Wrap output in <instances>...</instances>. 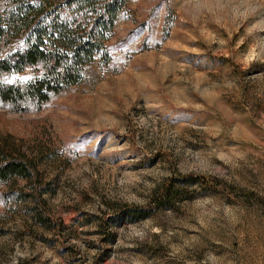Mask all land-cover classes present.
<instances>
[{"label":"rangeland","instance_id":"rangeland-1","mask_svg":"<svg viewBox=\"0 0 264 264\" xmlns=\"http://www.w3.org/2000/svg\"><path fill=\"white\" fill-rule=\"evenodd\" d=\"M41 4L46 23L42 0L0 15ZM27 32L0 37V60ZM107 34L76 84L0 103V146L47 187L35 204L0 184V264H264V0H125ZM165 186L167 204L127 212Z\"/></svg>","mask_w":264,"mask_h":264},{"label":"trees","instance_id":"trees-1","mask_svg":"<svg viewBox=\"0 0 264 264\" xmlns=\"http://www.w3.org/2000/svg\"><path fill=\"white\" fill-rule=\"evenodd\" d=\"M42 1L49 3L52 10V13L44 15L49 18L46 23L43 17L36 21L43 10L42 4L27 6L26 10L20 7L7 19L0 15V37L7 34L8 39L16 34L23 35L28 30L25 48L0 60V75L4 72L9 75L10 72L21 71L27 66L42 73L40 78L30 82L16 81L7 85L0 82V103L4 102L17 111L29 109L35 103L40 105L50 95L79 81L81 66L93 60L95 53L104 47L107 33L112 29L114 19L125 0ZM64 10L69 15L62 16ZM11 150L0 146V184L13 182L15 179L25 180L29 191L21 193L20 200L28 202L32 199L36 204L40 200H37L36 192L41 194L47 187H41L35 161L27 159L23 154H12ZM34 184L38 191L33 189ZM163 190L164 195L158 194L149 207L131 206L127 212L140 218L153 212L158 206L167 204L168 195L173 189L165 186ZM36 218L39 222H44L40 214ZM3 233L4 230L0 228V235Z\"/></svg>","mask_w":264,"mask_h":264}]
</instances>
